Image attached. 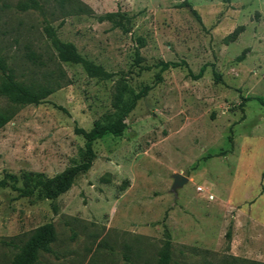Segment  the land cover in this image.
I'll list each match as a JSON object with an SVG mask.
<instances>
[{
	"label": "rangeland",
	"instance_id": "374dc122",
	"mask_svg": "<svg viewBox=\"0 0 264 264\" xmlns=\"http://www.w3.org/2000/svg\"><path fill=\"white\" fill-rule=\"evenodd\" d=\"M22 1L0 0V56L17 80L55 89L0 128V264L47 222L56 238L38 264H154L167 234L170 264H264V0ZM109 12L128 31L100 20ZM48 24L113 75L61 61ZM120 79L148 87L123 133L96 139L91 167L56 199L24 195L29 174L81 161L75 126L113 110Z\"/></svg>",
	"mask_w": 264,
	"mask_h": 264
},
{
	"label": "trees",
	"instance_id": "16d2710c",
	"mask_svg": "<svg viewBox=\"0 0 264 264\" xmlns=\"http://www.w3.org/2000/svg\"><path fill=\"white\" fill-rule=\"evenodd\" d=\"M182 5H188L192 13L196 14L199 18L196 10L190 6L189 2L184 1ZM38 6V0H25L19 4V7L23 10L28 9L29 7ZM117 16L119 17L117 18ZM123 19L128 21L127 16L120 12H109L100 17V20H110L115 25L122 27L125 31H128ZM44 28L51 44L57 51L58 58L61 61L79 63L90 76L99 77L101 79H107L113 75L112 72L105 69L102 65L97 64L81 55L74 43L61 40L51 25L48 24ZM242 29L243 26L237 27L233 32L224 38V41L226 43L235 41ZM138 40L141 45L144 44L143 38L139 37ZM244 54L245 52L239 56V59H242ZM137 55L139 57L138 53ZM30 57L34 58L35 55L32 54ZM169 65L176 66L177 63H164V67ZM54 89L55 87L51 84L26 83L17 80L13 68L7 63L3 56H0V97L6 98L11 104V108L0 109V128L13 118V108L15 106L40 103L48 95H50ZM147 90L148 87H145L136 93L131 86H129L126 80H118L112 95L111 104L113 110L96 120L90 130H85L84 128L75 126V132L77 134H82L86 140L85 149L82 150L81 154V161L51 177H45L41 173L29 174L26 178V187L23 189V194L31 195L37 191L41 197L54 200L59 195L66 192L72 186L76 177L80 173L89 170L91 167L93 159L96 156L93 150L94 141L106 133H111L117 136L121 135L127 127V115L134 109L137 101L147 93ZM262 103L264 104L263 101ZM262 177L264 178V170L262 172ZM5 184V180H0V186ZM167 235V240L160 251L158 260L154 264H170L171 262V239L169 234ZM55 238V226L52 222H47L36 227L30 233L28 238L21 244L13 241L10 242L17 249V252L10 264H38L40 254L42 252L51 251V244Z\"/></svg>",
	"mask_w": 264,
	"mask_h": 264
},
{
	"label": "water",
	"instance_id": "95a60500",
	"mask_svg": "<svg viewBox=\"0 0 264 264\" xmlns=\"http://www.w3.org/2000/svg\"><path fill=\"white\" fill-rule=\"evenodd\" d=\"M186 179V177H182L180 180H177V183L181 185L186 181Z\"/></svg>",
	"mask_w": 264,
	"mask_h": 264
}]
</instances>
